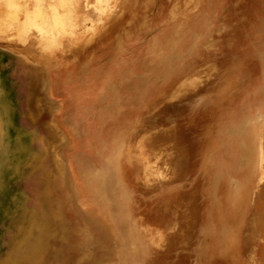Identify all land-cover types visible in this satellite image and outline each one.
<instances>
[{
  "label": "rangeland",
  "instance_id": "1",
  "mask_svg": "<svg viewBox=\"0 0 264 264\" xmlns=\"http://www.w3.org/2000/svg\"><path fill=\"white\" fill-rule=\"evenodd\" d=\"M0 264H264V0H0Z\"/></svg>",
  "mask_w": 264,
  "mask_h": 264
},
{
  "label": "bare ground",
  "instance_id": "2",
  "mask_svg": "<svg viewBox=\"0 0 264 264\" xmlns=\"http://www.w3.org/2000/svg\"><path fill=\"white\" fill-rule=\"evenodd\" d=\"M61 2H62V1H61ZM59 3H60V1H59ZM62 3H63V2H62ZM63 5H65V4H63ZM71 5H72V4H71ZM39 7H40V6H39ZM53 7H54V6H53ZM53 7H52V8H53ZM101 9H102V8H101ZM52 11L54 12L53 9H52ZM57 18H58V17H57ZM57 18H56L55 20L53 19V21L55 22V21L57 20ZM43 22H44V20H43ZM43 22H42V23H43ZM57 23H58V22H57ZM49 24H51V23H49ZM58 24H59V23H58ZM40 25H41V24H40ZM40 25H39V26H40ZM56 25H57V24H56ZM38 28H39V27H38ZM39 29L43 31V28H42V27H40ZM42 31H41V32H42ZM43 32H44V31H43ZM43 32H42V33H43ZM45 33H47V31H46ZM240 147L242 148V143H240Z\"/></svg>",
  "mask_w": 264,
  "mask_h": 264
}]
</instances>
